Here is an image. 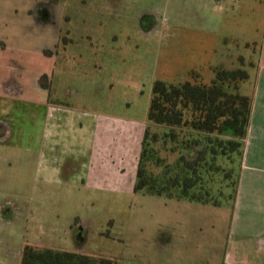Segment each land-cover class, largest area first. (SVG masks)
Masks as SVG:
<instances>
[{
	"label": "rangeland",
	"instance_id": "374dc122",
	"mask_svg": "<svg viewBox=\"0 0 264 264\" xmlns=\"http://www.w3.org/2000/svg\"><path fill=\"white\" fill-rule=\"evenodd\" d=\"M263 53L264 0H0V264H21L27 244L117 264H264L236 240L230 206L125 185L126 132L98 133L101 178L66 180L93 157L97 117H147L156 80L210 83L217 68H245L250 90ZM82 136L91 150L56 155L57 182L36 145Z\"/></svg>",
	"mask_w": 264,
	"mask_h": 264
},
{
	"label": "trees",
	"instance_id": "16d2710c",
	"mask_svg": "<svg viewBox=\"0 0 264 264\" xmlns=\"http://www.w3.org/2000/svg\"><path fill=\"white\" fill-rule=\"evenodd\" d=\"M243 63V58L239 59ZM241 66L217 68L210 83L156 80L134 192L233 210L248 134L252 97ZM21 264H117L102 256L24 247Z\"/></svg>",
	"mask_w": 264,
	"mask_h": 264
},
{
	"label": "crops",
	"instance_id": "0c3cea01",
	"mask_svg": "<svg viewBox=\"0 0 264 264\" xmlns=\"http://www.w3.org/2000/svg\"><path fill=\"white\" fill-rule=\"evenodd\" d=\"M253 74L254 83H252L250 90H247L244 87L245 85L242 84V88L244 87L246 90L245 93L252 97V109L231 225L233 229L232 233L236 236V240L244 242L245 244L243 245L246 246V250L251 251V249H254L257 252V258H261L264 257L262 255L264 253V53L261 54L260 61ZM43 102L45 103V101ZM51 118V131L57 127L65 136V133L61 129L64 126L63 123L66 122L65 118L56 115H53ZM147 118L148 116L129 120L130 123L121 121L120 127L117 128L113 120L105 119L104 121L97 117L98 128L94 131V134L97 133V137L92 142L93 157L90 161L84 160L80 169H74L71 172L70 178L66 180L76 184L79 180L84 182L85 179L90 178L94 173L96 176L94 180L102 177L103 172L101 170L97 171V169L104 147L102 136L100 138L98 133L102 135V127L105 126L110 135H117L120 130L123 133H127L126 142L120 143L118 152H122L128 158L129 165L125 172V185H128L134 191L138 159L145 129L148 124ZM82 139L83 136L80 137L77 147L75 145L71 146L74 149H71L70 145L67 150H62L58 145L40 146L37 144L36 151L42 155H50L48 157L49 165L46 166V170L50 171L54 176V172L58 169L55 165L56 155H64L61 159H66L65 156L67 154L69 156L84 154L85 156L86 153H89L91 149L90 146L86 145V137L83 142ZM84 144L87 149L84 147ZM58 157L60 158V156ZM58 177L54 176L55 179ZM56 180H58L57 182H62L61 178ZM246 256L251 258L249 254Z\"/></svg>",
	"mask_w": 264,
	"mask_h": 264
},
{
	"label": "flooded vegetation",
	"instance_id": "af4514ba",
	"mask_svg": "<svg viewBox=\"0 0 264 264\" xmlns=\"http://www.w3.org/2000/svg\"><path fill=\"white\" fill-rule=\"evenodd\" d=\"M39 10V9H38ZM45 20H48V19H45Z\"/></svg>",
	"mask_w": 264,
	"mask_h": 264
}]
</instances>
